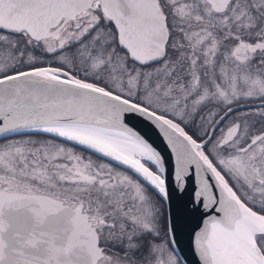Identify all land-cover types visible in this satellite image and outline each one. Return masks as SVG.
Returning a JSON list of instances; mask_svg holds the SVG:
<instances>
[{"label":"snow or ice","instance_id":"obj_1","mask_svg":"<svg viewBox=\"0 0 264 264\" xmlns=\"http://www.w3.org/2000/svg\"><path fill=\"white\" fill-rule=\"evenodd\" d=\"M0 264H264V0H0Z\"/></svg>","mask_w":264,"mask_h":264}]
</instances>
